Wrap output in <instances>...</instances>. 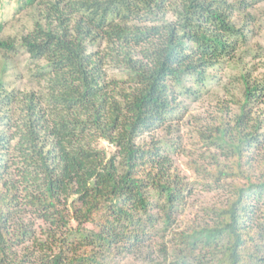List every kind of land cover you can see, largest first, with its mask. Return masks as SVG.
<instances>
[{"label":"trees","instance_id":"obj_1","mask_svg":"<svg viewBox=\"0 0 264 264\" xmlns=\"http://www.w3.org/2000/svg\"><path fill=\"white\" fill-rule=\"evenodd\" d=\"M263 1L9 0L32 18L6 37L0 18V264H264V170L250 164L264 144V72L239 53ZM18 50L37 89L3 78ZM231 64L238 111L221 104L204 119L214 151L188 163L224 193L176 228L191 187L174 166L176 137L149 132L172 136L185 99Z\"/></svg>","mask_w":264,"mask_h":264},{"label":"rangeland","instance_id":"obj_2","mask_svg":"<svg viewBox=\"0 0 264 264\" xmlns=\"http://www.w3.org/2000/svg\"><path fill=\"white\" fill-rule=\"evenodd\" d=\"M253 14V20L249 24V28L252 30V36L250 37L249 45L246 46L247 51L242 48L239 53L242 54V64L246 63L249 66L254 67V77H260L264 72V62L263 56H254L256 53L261 55L264 50V1L255 5L251 9ZM242 18V15L239 14ZM239 17H236L237 21ZM0 18H5V28L3 30V35L15 36L19 32L26 31L31 23V16L27 13H21V15H14L12 7L9 4V0H0ZM259 46V47H258ZM27 55L18 50L16 54L7 60L5 73L3 74L4 80L11 86H18L23 89H37L38 84L28 79L29 67L35 68L34 64L26 61ZM3 58L0 54V65ZM244 61V62H243ZM106 73L109 77L116 78L119 81H125L127 75L122 73L117 68H107ZM238 64H231L224 72H217L220 81L208 82L201 90L202 95L199 100L185 99L186 107L183 113L180 115L175 123L176 132H172V136L166 134V130H151L149 135L154 138L157 137L164 143H167L165 139H170L176 137V142L172 144L174 148V166H176L185 181L189 183L191 187V193L185 198V203L182 204L175 221L176 228H183L187 225H191L196 220H199L202 213V207L208 206L210 204L220 202L219 199L223 195V190H215L212 187L206 188V183L211 181L207 175L196 172L194 169L189 168V159L193 158L200 162H206L208 159L204 157V152H213L214 146L204 137L207 133L204 131V119L206 117H214L217 115V108L222 104L229 106V113L231 115L238 111V107L233 103H227L228 99L231 98L232 94H237L238 81L234 76L238 73ZM230 94H229V90ZM258 112L264 118V96L261 97L258 105ZM163 134L167 138L163 137ZM165 136V137H166ZM142 139V138H140ZM169 144V143H168ZM97 145L99 147H105L111 149L107 141L103 139L97 140ZM201 155V156H200ZM253 160L251 161V170L258 174L264 170V144L262 147L257 148L253 151ZM35 225L39 228L37 230V235H42V222L40 219H35ZM86 226V225H85ZM88 226V224H87ZM41 230V231H40ZM160 236H157L156 241H153L154 256H158L157 252V242H159ZM120 264H138V259L128 256L120 261Z\"/></svg>","mask_w":264,"mask_h":264}]
</instances>
